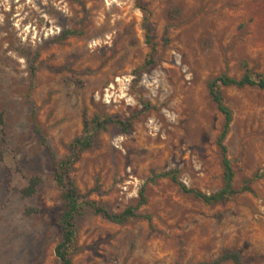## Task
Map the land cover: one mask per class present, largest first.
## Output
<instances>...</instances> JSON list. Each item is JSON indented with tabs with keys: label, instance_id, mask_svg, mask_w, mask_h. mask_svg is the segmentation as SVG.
I'll list each match as a JSON object with an SVG mask.
<instances>
[{
	"label": "rangeland",
	"instance_id": "1",
	"mask_svg": "<svg viewBox=\"0 0 264 264\" xmlns=\"http://www.w3.org/2000/svg\"><path fill=\"white\" fill-rule=\"evenodd\" d=\"M247 69L264 76V0H0V264H60L66 207L48 150L56 161L69 155L83 111L131 126L96 133L75 185L82 194L98 185L90 198L117 214L146 184L138 213L150 222L116 225L85 209L73 264H199L233 251L264 264V178L216 205L168 179L147 183L175 170L189 189L222 188L224 119L206 86ZM222 96L239 189L264 169V90L227 87ZM31 177L41 183L25 198Z\"/></svg>",
	"mask_w": 264,
	"mask_h": 264
},
{
	"label": "trees",
	"instance_id": "2",
	"mask_svg": "<svg viewBox=\"0 0 264 264\" xmlns=\"http://www.w3.org/2000/svg\"><path fill=\"white\" fill-rule=\"evenodd\" d=\"M75 35H77V32L75 31H66L62 36L67 37ZM146 41L148 42V35H146ZM151 62L152 61H147L146 64ZM35 75L36 68L32 66L30 72V85L33 84ZM206 87L210 100L216 105L217 110L224 119L221 131L216 139V146L220 154L222 167V188L210 195H206L198 190L189 189L179 181L177 176L178 172L175 170L159 174L153 173L147 183L155 184L158 180L168 179L178 187V190L181 193L191 195L203 204L216 205L230 201L232 198L240 194L253 193L250 184L255 180L264 178V169L259 170L253 175L252 179L245 182L243 187L239 189L234 187V170L232 162L228 157V150L225 145L230 124L233 121V113L231 109L224 104L222 96V88L227 87H233L236 89L256 87L264 90V76L256 75L248 69L245 70L244 74L240 78H233L228 76L226 73H222L218 77L209 80ZM144 109H148V104L144 105ZM82 125V134L73 140L70 145V153L68 156L56 161L51 151L48 150L53 160L54 179L57 186L62 191V197L65 201L66 207L59 223L61 239L54 249L55 256L60 264H73L72 258L77 252L75 246V221L87 208L90 209L96 216H100L102 219L116 225H125L136 219H144L147 222H150V218L148 216H142L138 213L139 209L147 204L146 184L140 189L135 205H130L122 212L113 214L90 198L92 193L98 192V185H96L94 189L88 190L82 194L71 177L74 172V166L80 160L82 153L89 150L93 146L94 137L98 131L104 129L107 125H112L118 127L122 132H126L131 126L130 122L127 121L126 123H123L114 117H101L98 115L89 119L86 111H83ZM41 140L44 142L43 137H41ZM40 183L41 180L39 177L29 178L27 186L21 190L22 196L25 198L34 196ZM228 262L232 264H246L241 255L236 251L227 252L212 262L199 264H224Z\"/></svg>",
	"mask_w": 264,
	"mask_h": 264
}]
</instances>
